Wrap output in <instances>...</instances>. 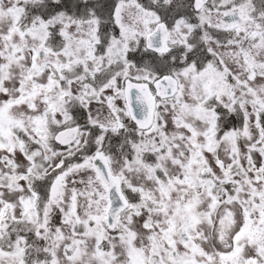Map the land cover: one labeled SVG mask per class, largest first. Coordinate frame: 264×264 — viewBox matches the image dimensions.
Instances as JSON below:
<instances>
[{"label":"snow or ice","instance_id":"snow-or-ice-1","mask_svg":"<svg viewBox=\"0 0 264 264\" xmlns=\"http://www.w3.org/2000/svg\"><path fill=\"white\" fill-rule=\"evenodd\" d=\"M0 264H264V0H0Z\"/></svg>","mask_w":264,"mask_h":264}]
</instances>
